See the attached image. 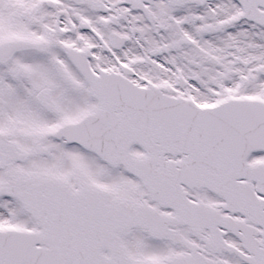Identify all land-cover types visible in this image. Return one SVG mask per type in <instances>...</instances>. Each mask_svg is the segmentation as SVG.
Instances as JSON below:
<instances>
[{
  "label": "snow or ice",
  "instance_id": "6c2138e0",
  "mask_svg": "<svg viewBox=\"0 0 264 264\" xmlns=\"http://www.w3.org/2000/svg\"><path fill=\"white\" fill-rule=\"evenodd\" d=\"M0 264H264V0H0Z\"/></svg>",
  "mask_w": 264,
  "mask_h": 264
}]
</instances>
